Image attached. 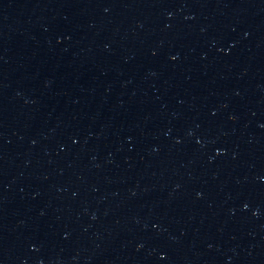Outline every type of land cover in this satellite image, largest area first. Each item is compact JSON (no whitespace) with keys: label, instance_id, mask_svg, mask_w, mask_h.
<instances>
[{"label":"water","instance_id":"1","mask_svg":"<svg viewBox=\"0 0 264 264\" xmlns=\"http://www.w3.org/2000/svg\"><path fill=\"white\" fill-rule=\"evenodd\" d=\"M0 264H264V0H0Z\"/></svg>","mask_w":264,"mask_h":264}]
</instances>
